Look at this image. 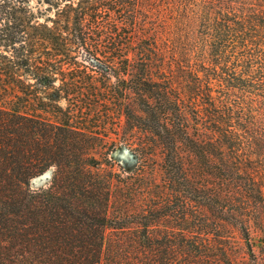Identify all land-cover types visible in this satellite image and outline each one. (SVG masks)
<instances>
[{"label": "trees", "instance_id": "16d2710c", "mask_svg": "<svg viewBox=\"0 0 264 264\" xmlns=\"http://www.w3.org/2000/svg\"><path fill=\"white\" fill-rule=\"evenodd\" d=\"M0 264H264V0H0Z\"/></svg>", "mask_w": 264, "mask_h": 264}, {"label": "rangeland", "instance_id": "374dc122", "mask_svg": "<svg viewBox=\"0 0 264 264\" xmlns=\"http://www.w3.org/2000/svg\"><path fill=\"white\" fill-rule=\"evenodd\" d=\"M52 175V169H48L39 176L32 178L29 182V185L32 189H37L39 187H45L50 182Z\"/></svg>", "mask_w": 264, "mask_h": 264}]
</instances>
